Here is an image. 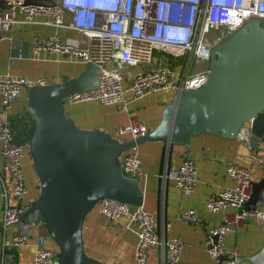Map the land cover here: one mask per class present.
Instances as JSON below:
<instances>
[{"label": "built area", "instance_id": "1", "mask_svg": "<svg viewBox=\"0 0 264 264\" xmlns=\"http://www.w3.org/2000/svg\"><path fill=\"white\" fill-rule=\"evenodd\" d=\"M26 0H8V8L0 9V38L15 25L42 23L55 29H69L84 38L62 39L55 31L31 45V54L45 51L62 54L69 59L93 63L97 66L96 87L64 98V105L95 101L103 105L120 106L128 111V104L150 93L168 90L177 94L203 86L208 78L213 49L225 42L251 20H264V0H59L56 6L30 5ZM68 15V20L64 19ZM43 19V20H42ZM19 57H23L21 52ZM138 66H146L136 72ZM48 84L45 79L32 80L23 76L0 73V105L10 111L22 91L34 85ZM130 98H127V94ZM149 129L143 123L128 119L115 136L137 139ZM116 137V138H117ZM243 141L249 139V123L237 133ZM120 139V138H118ZM125 140V139H124ZM1 155L3 169L12 181L11 194L16 205L3 203L0 221V264H8L7 251H14L28 243L32 230L44 226L41 219H20L30 203L23 159L28 142L21 141L16 129L6 118L0 117ZM252 161L264 173V154L251 155ZM123 174L139 179L143 176L138 146L123 151L119 157ZM226 174L233 185L211 193L205 208L222 213V220L207 230L205 248L214 264H238V248L225 250L226 236L248 217H254L264 230V209L245 210L244 204L252 191L251 169L229 161ZM161 198L157 213L144 206H133L113 199H101L99 212L111 222L126 217V229L135 232V264H146L148 250L158 247L159 264H178L182 240L168 236L165 229L164 190L171 182L183 195L193 193L198 182L194 160L185 154L173 171L160 174ZM3 196H7L6 192ZM234 209L228 212V209ZM179 219L197 221L195 209L180 212ZM17 229L10 236L8 227ZM33 264H52L58 249L47 247L44 235L35 236Z\"/></svg>", "mask_w": 264, "mask_h": 264}, {"label": "water", "instance_id": "2", "mask_svg": "<svg viewBox=\"0 0 264 264\" xmlns=\"http://www.w3.org/2000/svg\"><path fill=\"white\" fill-rule=\"evenodd\" d=\"M58 2L25 3L52 7ZM6 8L7 2L0 0V9ZM97 80V66L87 63L76 76L27 89V110L34 120L28 147L39 192L19 218L43 220L57 245L54 264H105L85 251L87 214L104 198L143 204L139 180L121 170L123 151L149 141L184 144L200 132L235 138L245 122L251 148L264 142V25L257 20L247 22L213 49L205 84L175 94L163 108L159 124L137 139L80 128L67 117L64 98L96 87ZM263 206L264 175L252 182L244 209ZM259 256L264 257V246ZM224 259L222 255L219 264Z\"/></svg>", "mask_w": 264, "mask_h": 264}, {"label": "crops", "instance_id": "3", "mask_svg": "<svg viewBox=\"0 0 264 264\" xmlns=\"http://www.w3.org/2000/svg\"><path fill=\"white\" fill-rule=\"evenodd\" d=\"M64 19L68 20L67 14ZM55 31L62 39L78 38L81 43L84 41V38L75 31L57 30L51 25L39 22L15 25L9 31L4 32L0 38V73L23 76L32 80L41 78L45 79L48 84L59 83L76 76L86 65L80 60L69 59L62 54H49L45 51L37 56L30 52L34 42L45 39ZM19 52L23 54V57L18 56ZM145 68L146 66H138L135 70L138 72ZM173 97L174 93L171 91L162 90L131 101L128 104V111L121 109L120 106L103 105L90 101L67 104L65 112L67 117L80 128L103 130L117 137L115 135L118 129L125 126L129 118L143 123L149 130H152L159 124L163 108ZM27 98V89H24L10 111H4L0 105V117L8 121H11L12 117H24L28 111ZM127 98H130L129 93ZM117 138L124 140L129 136H118ZM1 148L2 142L0 141V151ZM138 152L143 172V176L138 179L144 195L143 206L151 213H157L159 209L162 171L176 169L185 154L194 160L198 182L193 193L183 195L171 182H168L165 187V229L168 236H177L183 242L178 264H214L205 248V236L210 227L220 223L222 213L206 210L207 197L218 189L233 185L232 179L225 170V165L229 161L249 167L253 181L260 180L264 173L259 165L252 161L251 155L253 153L263 155L264 142H260L257 148L253 149L250 143L237 137L228 138L200 132L191 135L184 144H169L163 141L144 142L138 145ZM27 154L28 151L23 159V170L28 188L24 202L31 203L38 195L39 187L37 176L28 161ZM4 163V158L0 153V221L3 203L7 201L10 205L17 204L11 194L13 181L3 169ZM4 192L7 194L6 197L3 196ZM262 208L264 209V206ZM186 209H195L197 221L187 222L179 219L180 212ZM233 211L232 208L228 209V212ZM127 220L126 217H122L118 221L111 222L99 212L98 206L91 210L83 225V242L86 253L105 264H135L134 250L137 236L134 231L125 228ZM16 229V226H10L6 234L10 236ZM36 235H44L47 247L57 249L56 243L47 234L45 227L37 226L33 228L26 245L14 251H7L8 264H33ZM263 246L264 230L254 217H248L226 236L224 242L225 250L238 248L240 255L238 264H264V257H257ZM159 258V248L151 247L148 250L146 264H159Z\"/></svg>", "mask_w": 264, "mask_h": 264}, {"label": "trees", "instance_id": "4", "mask_svg": "<svg viewBox=\"0 0 264 264\" xmlns=\"http://www.w3.org/2000/svg\"><path fill=\"white\" fill-rule=\"evenodd\" d=\"M25 116L12 117L9 124L12 128L16 129L18 137L21 141L28 142L33 133L34 120L28 111H26Z\"/></svg>", "mask_w": 264, "mask_h": 264}, {"label": "rangeland", "instance_id": "5", "mask_svg": "<svg viewBox=\"0 0 264 264\" xmlns=\"http://www.w3.org/2000/svg\"><path fill=\"white\" fill-rule=\"evenodd\" d=\"M260 24H261V25H264V20H261ZM27 155H28V156H27L28 161H29V163H30L31 166H32V160L30 159V155H29V153H28Z\"/></svg>", "mask_w": 264, "mask_h": 264}]
</instances>
